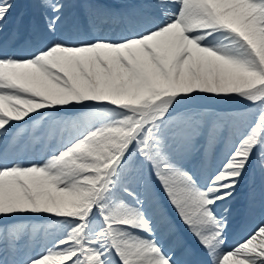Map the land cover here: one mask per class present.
I'll return each mask as SVG.
<instances>
[{
	"label": "snow or ice",
	"instance_id": "6c2138e0",
	"mask_svg": "<svg viewBox=\"0 0 264 264\" xmlns=\"http://www.w3.org/2000/svg\"><path fill=\"white\" fill-rule=\"evenodd\" d=\"M0 264H264V0H0Z\"/></svg>",
	"mask_w": 264,
	"mask_h": 264
},
{
	"label": "bare ground",
	"instance_id": "6f19581e",
	"mask_svg": "<svg viewBox=\"0 0 264 264\" xmlns=\"http://www.w3.org/2000/svg\"><path fill=\"white\" fill-rule=\"evenodd\" d=\"M31 17V20L35 21V22H40L39 16L38 14H36L33 10H28V14L25 17V25L27 20ZM10 29L15 28V24L14 23H10L9 25ZM254 178L252 175H250L249 177V183L246 184L241 191L237 194V199L236 201L233 202V207L237 210V216H236V220L234 221L233 226L237 225V227H233V234L230 237L231 239V243H234L236 239L239 238V232L244 224L245 221V215H244V208H245V203H246V196L247 193L249 191L250 187H256L257 189H259L260 183H261V179H256ZM174 215V213H173ZM175 223L177 225V227L179 229L182 230V234H186L183 231V226L180 224L179 219L176 218L175 219Z\"/></svg>",
	"mask_w": 264,
	"mask_h": 264
},
{
	"label": "rangeland",
	"instance_id": "374dc122",
	"mask_svg": "<svg viewBox=\"0 0 264 264\" xmlns=\"http://www.w3.org/2000/svg\"><path fill=\"white\" fill-rule=\"evenodd\" d=\"M252 176L254 177V178H256V179H261V175H260V173H259V171L257 170L254 174H252ZM255 179V180H256Z\"/></svg>",
	"mask_w": 264,
	"mask_h": 264
}]
</instances>
